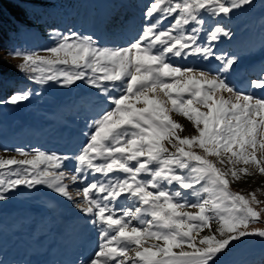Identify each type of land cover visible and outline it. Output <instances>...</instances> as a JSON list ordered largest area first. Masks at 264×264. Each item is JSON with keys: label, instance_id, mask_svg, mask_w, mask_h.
<instances>
[{"label": "snow or ice", "instance_id": "6c2138e0", "mask_svg": "<svg viewBox=\"0 0 264 264\" xmlns=\"http://www.w3.org/2000/svg\"><path fill=\"white\" fill-rule=\"evenodd\" d=\"M251 3L152 0L142 31L126 47H104L77 31L53 29L56 43L43 50L46 55L5 50L20 58L12 66L29 80L65 87L83 82L110 107L93 120L87 143L75 154L5 147L23 158L0 157V202L20 186L38 185L72 202L91 217L101 239L81 264H218L235 243L264 240V228L251 226L264 223V208L255 207L264 204L260 190L244 194L230 187L242 176L264 175V97L245 91H264V68L237 87L231 77L247 74L239 57L216 49L231 31L218 21L206 31L209 19ZM169 17L173 22L162 27ZM192 58L219 64H179ZM3 63L11 61L0 58ZM30 96V90L17 91L0 103L16 105ZM173 111L197 134L179 135L183 126L171 118ZM194 145L203 155L191 150ZM204 229L209 234L200 235Z\"/></svg>", "mask_w": 264, "mask_h": 264}, {"label": "rangeland", "instance_id": "374dc122", "mask_svg": "<svg viewBox=\"0 0 264 264\" xmlns=\"http://www.w3.org/2000/svg\"><path fill=\"white\" fill-rule=\"evenodd\" d=\"M44 7L46 15L37 20V25L29 30L30 35L17 47L21 51L38 52L53 47L56 38L53 29L62 33L69 30L93 37L101 46L109 48L126 47L138 37L146 21L144 12L152 0H49ZM231 31L230 37H222L216 42V49L227 55L239 57V69L247 74L234 75L232 81L242 87L249 80L256 79L264 68V0H252L250 6L234 11L230 16L209 19L206 31L216 22ZM173 22V17L164 21L166 28ZM206 32L202 34V38ZM0 57L18 64L20 58L6 56L0 51ZM179 64H197L200 68H214L219 62L212 60L201 62L196 58ZM20 72L17 89L11 93L30 90L27 101L16 105L0 103V157L22 159L15 151L22 148H39L45 152L75 154L88 141L87 133L97 115L109 108V103L92 87L77 81L73 86H61L55 82L40 85L28 79ZM215 73H209L214 75ZM9 81H13L12 79ZM257 97H264V91L245 88ZM230 94L227 92L217 95ZM7 96L1 101H7ZM163 96V94H160ZM138 107L142 105H137ZM202 110H206L202 108ZM171 118L183 126L178 134L196 135L192 122L179 113L171 112ZM166 146L171 149V145ZM192 151L203 155L198 146ZM215 161V157H208ZM217 167L225 168L217 162ZM76 185L70 191L75 196ZM233 191L247 194L257 191V197L264 201V175L242 176L232 181ZM194 201L195 198L190 197ZM80 203V197L76 196ZM255 206V205H254ZM257 207L264 208V204ZM195 212V208H187ZM135 223V222H134ZM264 228V223L251 225ZM212 229L217 227L212 222ZM209 234L204 229L200 235ZM89 235L91 241H80ZM101 243L99 230L91 223V217L81 213L66 198L44 185L34 189L20 186L13 190L7 200L0 202V264H81L97 250ZM151 243V242H150ZM67 253H62L64 249ZM62 253V255H61ZM65 254V255H64ZM264 254V240L249 237L235 243L231 250L222 256L218 264H256L255 260Z\"/></svg>", "mask_w": 264, "mask_h": 264}, {"label": "trees", "instance_id": "16d2710c", "mask_svg": "<svg viewBox=\"0 0 264 264\" xmlns=\"http://www.w3.org/2000/svg\"><path fill=\"white\" fill-rule=\"evenodd\" d=\"M49 0H0V51L5 53L9 48H17L23 43L29 30L37 25V20L46 15L44 7ZM1 58V57H0ZM16 63H3L0 66V101L17 89L20 72L13 67ZM13 81H9V80ZM264 264V254L256 260Z\"/></svg>", "mask_w": 264, "mask_h": 264}, {"label": "bare ground", "instance_id": "6f19581e", "mask_svg": "<svg viewBox=\"0 0 264 264\" xmlns=\"http://www.w3.org/2000/svg\"><path fill=\"white\" fill-rule=\"evenodd\" d=\"M91 241V236L89 237V235H87L86 237H84L81 241H80V243L81 244H83V243H86V245H88V243ZM64 249V248H63ZM62 253H67V249H64L63 251H62ZM62 253H61V255H62ZM65 255V254H64Z\"/></svg>", "mask_w": 264, "mask_h": 264}]
</instances>
